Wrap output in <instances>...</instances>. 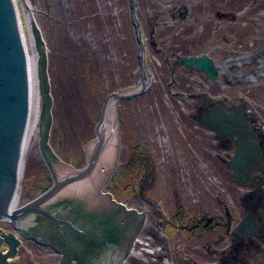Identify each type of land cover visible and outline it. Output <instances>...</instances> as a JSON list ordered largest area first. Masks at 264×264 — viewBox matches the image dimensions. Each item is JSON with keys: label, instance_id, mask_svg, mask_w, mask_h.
<instances>
[{"label": "flooded vegetation", "instance_id": "1", "mask_svg": "<svg viewBox=\"0 0 264 264\" xmlns=\"http://www.w3.org/2000/svg\"><path fill=\"white\" fill-rule=\"evenodd\" d=\"M144 11L149 14L143 34L148 36L144 37L148 43L146 65L152 85L157 76L148 65L149 60L156 67H166L170 73L172 90L168 93L171 96L198 99V104L190 107L193 126L190 128L181 122L184 113L177 112L174 113L176 129L166 124L163 129L155 128L145 122V112L137 109L135 100L141 96L127 100L135 103L129 107L130 121L127 122L126 105H120L115 112L112 129L118 159L112 170L105 173L104 167L98 164L81 180L48 196L58 182L87 168L88 144L84 145L86 164L75 172L59 176L53 166L64 167L66 162L56 155L49 141L53 123L48 131L45 124L40 125L38 143L44 168L33 163L26 175L23 173L13 211L16 214L22 208L27 209L13 219L0 220V255L10 254L8 264H150L133 257L138 245H143L137 241L142 238L144 223L150 216L155 222L148 233V247L153 248L154 253H166L170 258L182 252L183 264H264V171L246 185L250 189L240 197L235 210L222 199L220 184L214 190V208L205 202L200 190L186 182L190 157L195 159L192 161L203 160L205 168V152H211L205 148L204 140L196 141L198 146H195V140L190 139L195 134L204 135V130L211 132L209 136L214 145L207 146L214 148V159L230 168L235 139L207 129L202 122L203 117L218 106L249 114L264 155V0H150ZM149 51L154 53L150 59ZM201 57L212 61L216 79H211L205 71L180 63L182 58ZM138 58L144 79L139 44ZM251 66V72H245ZM223 77H230V81L225 82L233 92L236 85H244L243 90L251 89L250 93L245 91V95L236 99L224 96L212 100L200 92L206 82H217ZM191 82L199 85L198 92H194ZM223 91L219 95L230 90ZM183 112L189 113V110L183 109ZM100 121L101 116L92 129L85 128L94 132L95 138L91 141L98 139ZM106 123L110 126L111 122ZM191 131L195 134L190 136ZM221 152L231 156H222ZM167 163L171 166H165ZM159 164L164 165V170ZM196 164L198 171L199 161ZM206 165L208 171L198 172L197 176L218 177L209 164ZM138 167L141 169L136 171ZM130 168L133 169L132 180L126 181L124 176L131 173ZM99 172L104 176L103 182L97 185L99 176L94 175ZM170 176L175 177L181 187L169 185ZM204 177H199L202 182ZM141 178L150 181L140 182ZM111 184L118 185V199L109 191ZM227 197L234 200L230 193ZM41 198L45 199L30 206ZM124 201H129L132 207ZM136 216L142 218L141 224ZM244 222L255 229L239 230ZM161 228L165 233L159 232Z\"/></svg>", "mask_w": 264, "mask_h": 264}, {"label": "rangeland", "instance_id": "2", "mask_svg": "<svg viewBox=\"0 0 264 264\" xmlns=\"http://www.w3.org/2000/svg\"><path fill=\"white\" fill-rule=\"evenodd\" d=\"M149 1L138 0L137 2V14L143 32L146 17L149 15L145 14L144 7ZM16 3L23 20L24 32L27 35L26 44L29 56L34 53L28 20L29 14L34 18L44 42L43 50H45L46 57L44 71L47 77L46 85L51 95L50 103L52 104L53 117V132L49 141L56 155L63 162H66L64 167H61V165L53 166V171L61 176V173L64 175L69 171V166H72L73 169L71 170H75L86 164L87 152L84 145L92 142L91 140L95 136L93 130L85 128L92 129L99 122L101 108L106 98L114 92H132L133 90L137 92L145 83L139 66L137 30L133 20L132 3L131 0H16ZM145 42L147 43L146 39ZM149 53L150 59L154 53L151 51ZM148 65L153 68L158 78L155 76L157 79L154 78L153 87L146 95H142L137 101L135 100L138 111L145 112V122L151 123L155 128L163 129L166 124L176 129V120L174 119H176L178 112L180 114L184 113V118L180 121H184L191 128L194 120L190 107L198 104V99H180L171 96L168 93L171 89L169 88L171 86V76L170 73H167L166 67H156L151 63V60L148 61ZM252 69L251 66L245 72H251ZM225 80L230 81V77H223L217 82H206L200 92L211 97L212 100H218V98H224V96H232L236 99L237 96L245 95L243 92L250 93L251 91V89L243 90L246 87L244 85H234L236 88L233 92ZM191 85L194 92H198L199 85L194 82H191ZM192 87L190 88L192 89ZM222 90L230 91L219 95ZM236 92L239 93L236 94ZM252 96H255V92ZM228 100L232 101L231 98ZM259 102L261 101L259 100ZM120 105L127 106V122H129L131 115L129 107L135 105L134 101L118 102L117 109ZM183 109H188L189 113L183 112ZM174 113H176V116ZM109 121H113V116L112 119L109 116ZM43 122H45V119H43ZM194 132L191 131L190 136ZM203 133L202 136L194 133L195 135H192L190 139L195 140V146H198L196 141L204 140L205 148L211 150V152H205V168L204 164L202 165L203 160H197L200 165L198 171L197 161H192L191 159L194 158L190 157L188 163L190 174L186 182L189 183V186L197 188L198 191L200 190L205 202L213 205L214 208L216 206L213 196L214 190L220 184L222 199L225 204H232L235 210L238 208L240 197L250 188L240 186L233 177L232 170L223 164L220 165L219 160L214 159V148L207 146V144L214 145L212 136H209L211 132L204 130ZM90 134L91 137L88 138ZM30 138L31 141L24 154V175L30 170L33 163L44 168V164L40 162L38 137L37 140L35 136ZM84 138L88 139L83 140ZM103 151L107 153V148L104 147ZM221 154L222 156L223 154L231 156L226 152H221ZM219 157L221 156L219 155ZM207 163L218 177L215 178L213 175H210V177L205 175L204 177L203 174L197 176L198 172L202 173L203 171L205 173V171H208ZM166 165L171 166L168 163ZM158 167L164 170V165L160 166L159 164ZM138 168L136 171L141 169ZM43 171L46 170L43 169ZM131 171L133 169L130 168ZM132 175V172L127 173L124 178H126V181L132 180ZM202 176L204 182L199 178H203ZM117 177L118 175L115 176L114 182L115 179L117 181ZM142 181L149 183L150 180L141 178L140 182ZM172 184L178 188L181 187L176 178L170 176L169 185L172 186ZM116 186L111 184L109 191L118 199V185ZM228 193L234 197V200L227 197ZM125 194L126 196L129 195L128 192ZM148 195L150 196V194ZM123 199V196H121L120 200ZM124 202L132 207L129 201ZM133 207L143 211L137 205ZM136 218L137 222L142 219L139 216H136ZM154 222L152 216L145 221L142 238L137 241L138 244L142 243L143 245L141 247L138 245L134 251L135 253L133 252V257L137 258L138 262L144 261L150 264H183L181 260L184 254L182 252L175 253V255L173 254L168 258L166 253L163 255L154 253V249L148 247L150 240L148 233L152 231ZM162 230L163 228L159 229V232L165 233ZM143 237H147V239H143ZM150 253L153 255L151 256ZM145 254H148L149 257Z\"/></svg>", "mask_w": 264, "mask_h": 264}, {"label": "water", "instance_id": "3", "mask_svg": "<svg viewBox=\"0 0 264 264\" xmlns=\"http://www.w3.org/2000/svg\"><path fill=\"white\" fill-rule=\"evenodd\" d=\"M134 19L137 21L133 6ZM20 14V13H19ZM23 26V20L20 15ZM15 0H0V220L15 218L13 211L17 200L19 182L23 173V158L32 114V75L31 63L25 44ZM39 40L37 28L34 29ZM139 42L143 43L139 35ZM180 63L207 72L211 79H216V69L207 57L182 58ZM123 94H112L110 99L124 98ZM47 131L51 127V108L46 102ZM104 108V109H105ZM203 122L219 135L235 138L236 153L231 162L234 177L241 185L253 180V175L264 171V156L259 145V138L251 127L248 115L239 110L227 111L219 107L208 113ZM103 142L97 146L90 159L89 166L74 177L57 183L48 196L63 186L81 180L90 173L98 162ZM39 199L30 204L37 205ZM246 228V225L244 226ZM9 255H0V264H8Z\"/></svg>", "mask_w": 264, "mask_h": 264}, {"label": "bare ground", "instance_id": "4", "mask_svg": "<svg viewBox=\"0 0 264 264\" xmlns=\"http://www.w3.org/2000/svg\"><path fill=\"white\" fill-rule=\"evenodd\" d=\"M29 20V25H30V33L32 37V47L34 53L30 55V63H31V75H32V118H31V123H30V128L28 132V137H27V143L26 147L28 146L29 142L31 141L30 137L34 136L38 137V132L40 129V124L43 118V112H44V106L47 102V94L45 92V79L44 75L42 72V67H41V55L44 54L42 49L43 48V42H41V47L37 44V37L34 35L33 32V26L34 24V18L32 17L31 14L28 16ZM25 33V32H24ZM27 40V35L25 34V41ZM27 45V44H26ZM28 50V48H27ZM29 52V51H28ZM115 112H116V103L112 100L109 101L108 104V110L107 114L111 117L113 116V121L109 124L110 126L107 125L105 122L103 127H102V138L105 140V144L107 146V153L102 152L101 157L99 155V165L101 167H104L105 173L109 171L114 163L115 160V151L117 148V143L115 139V132L113 131V123L115 121ZM109 121V120H108ZM110 122V121H109ZM112 125V126H111ZM39 142V141H37ZM98 142L94 141L88 145L89 148H87V152L90 155L92 152V149L97 146ZM109 149V151H108ZM99 166V167H100ZM24 168V167H23ZM100 171V170H99ZM95 177L99 176V180L97 182V185H100L102 181V177L104 176L103 172H99L98 174L94 175ZM92 192L94 193L93 189ZM16 204V203H15Z\"/></svg>", "mask_w": 264, "mask_h": 264}]
</instances>
